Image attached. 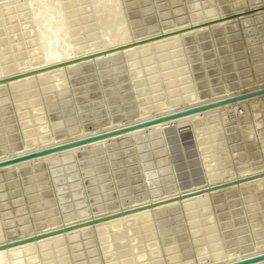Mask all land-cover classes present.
Masks as SVG:
<instances>
[{
    "label": "rangeland",
    "instance_id": "obj_1",
    "mask_svg": "<svg viewBox=\"0 0 264 264\" xmlns=\"http://www.w3.org/2000/svg\"><path fill=\"white\" fill-rule=\"evenodd\" d=\"M2 1L4 4L0 0V22L10 14L14 20L11 23L4 21L5 27L0 26L3 27L2 30L8 28L6 31L12 32L9 38L11 40L4 41L5 35L0 37V40L3 39L0 51L4 52H0V56L3 57L5 53L21 46V53L27 56L22 57L19 65H29L35 54L32 50L37 34L33 33L28 17L40 11V7L25 9L27 0ZM66 1L70 7L65 13L76 15L75 24L80 26L90 15L87 0ZM118 4L121 5L120 9L125 14L124 19L126 26L128 25V42L120 47L89 55L87 60L90 61L74 66L76 69L58 72L59 82L65 81L61 82L63 91L61 89V92L48 94L49 96L44 94L48 90L42 91L39 94L41 97L34 96L29 107L20 111L19 103L25 102V97L21 98L24 101L18 100L17 106L15 94L7 83L27 74L23 71L24 74L18 73L16 65L10 67V64H6V68L10 67V74L0 78V159L4 156L6 159L11 158L12 154L22 153L23 150L24 153L37 152L45 143L42 142L44 138L50 139V142H69L82 134L97 135L124 127L132 121L135 124L156 119L171 112L175 114L264 87V0H119ZM7 8L11 9H8V13L5 12ZM18 13L26 16H18ZM41 20L46 24L53 17H43ZM93 22L91 19L87 30L90 35H81L77 41L68 45L69 48L80 43V51H86L99 45ZM22 25L23 29L16 33ZM13 31L16 33L15 37ZM195 31L197 33H191ZM175 35L177 38L173 42L160 45L164 52L161 51L164 55L175 47L183 66L177 65L178 59L168 60L164 64L154 59L150 61V65L155 68L152 71L154 75H159V72L161 74L164 68H170L171 77L173 75L176 79L180 75L182 80L178 78L179 82L178 79L176 82L169 75L161 81L158 76V84L151 87L144 83L136 91L130 80L131 68H127L126 64L130 48L145 49V55L147 52L150 55L149 50L157 42ZM59 36H56V42L63 39ZM61 45H65L64 42ZM114 50L122 53L104 61H91L92 57L107 55ZM141 58L140 54L133 60L138 63ZM176 65L182 68L181 71L171 73ZM137 66L145 77L147 67L140 63ZM170 78L171 86H167L166 82ZM185 82L187 84H183ZM167 87H170L174 96L170 95ZM197 96L199 101H195ZM227 104L214 107L217 109L210 108L214 110L196 116L197 124L189 122L190 120L174 123L175 125L172 123L168 127L155 132L146 131L131 139L123 137L99 143L94 148L85 147L66 155H55L48 161L43 160L44 164L36 161L37 163L26 164L24 167L27 168L16 169L7 174L0 171V238L3 237L7 242L6 245L0 239V248L9 247V239L14 240L21 236L19 234L38 232L50 227L49 232H53V236L64 233L59 236L61 239L58 238L66 242L65 258L72 257L71 260H75L72 264H107L106 257H110V254L102 251L103 248L105 250V242L102 240L106 239L113 254L110 259L114 257L115 260H126L127 264H213L217 255L225 252L228 257L219 261L227 264L264 253V94ZM143 107H146V112L142 110ZM35 110L37 111L34 112ZM40 121L44 125L37 126V122L38 125L41 124ZM29 132L32 135L25 137ZM197 134L204 137L205 143L202 145H198ZM32 138L38 145H29ZM210 142L214 144L211 146L214 158L210 166H206L201 160V151ZM212 174L215 175V180L210 179L214 176ZM248 196L250 198L247 200ZM198 199H205L206 203L203 217H199L203 221L201 230L208 222L216 229V233L210 238V242L214 243V250L202 251V232L195 239L186 234L187 221L182 205ZM249 203L255 205L256 211L258 209L256 214L253 213L254 210H250L252 216L248 215L246 209ZM172 205H175L174 211L166 209ZM163 208L165 210H159ZM155 210H159L158 213ZM139 211H146L144 214L148 221H145L151 223V227L154 225L155 229H152L155 232L151 236L134 234L127 229L141 222L139 216L134 214ZM230 212L234 213V217L238 214L237 219L231 218L233 216ZM230 219L234 223L229 222ZM109 220L108 224H99ZM91 225L97 227H90ZM85 226L89 227L87 230L84 228L86 231L74 232V229ZM161 227L165 229L162 228L161 231ZM227 230L231 235L227 234ZM256 230H259L256 234L261 235L255 236ZM85 233L88 234L84 235ZM116 234L121 235L120 245L114 242ZM40 235H34L33 237L40 236L34 241L52 236L49 233ZM224 235H229V239ZM225 238L228 240H224ZM25 240H19L20 243L12 242L11 245L30 243L28 239ZM73 245L79 247L83 254L76 251V248L74 250ZM133 247L139 248L140 252L131 253ZM19 260L24 261L22 258Z\"/></svg>",
    "mask_w": 264,
    "mask_h": 264
},
{
    "label": "bare ground",
    "instance_id": "obj_2",
    "mask_svg": "<svg viewBox=\"0 0 264 264\" xmlns=\"http://www.w3.org/2000/svg\"><path fill=\"white\" fill-rule=\"evenodd\" d=\"M4 1H9V0H4ZM75 1V0H74ZM118 1L119 0H87L86 1V4H87V10H88V13H90V15L88 16V17H86L85 19H84V23L83 24H81L80 26H77L75 23H77L76 22V20H75V18L77 17L76 15H74L73 13L71 14L70 12H66L65 13V11H66V9H68L70 6H69V4L67 3V1L66 0H27V2H25V4H24V6H26L25 7V9H27V8H29V7H34V9L35 8H39L40 7V11H38V12H35V13H33V14H31V15H29V20H30V26H32V28H33V33L34 34H37V37L35 38V40H34V42H33V53H35V54H33V58L32 59H30V63H29V65L27 64V65H25V66H21V65H19L20 63H22L21 61V59H22V57H24L25 56V54H22L21 52H22V48H21V46H18L15 50L13 49L12 51H10L9 53H5L4 54V56L3 57H1L0 56V78H2V77H4V76H7L8 74H10V67L13 65H16L19 69H18V73H20V72H24V73H26L27 75H22L21 77H17V78H15V79H13L10 83H7V85H9L8 87H10L11 89H12V91H13V93L15 94V98L17 99L16 101H17V106H18V102L19 101H24V100H22L24 97V99L26 100L25 102H20L19 103V106L18 107H20V111H22L21 109L23 108H26V107H29V105L31 104V99L34 97V96H37V95H41V93H42V91H47L46 93H44V94H49V95H51V93H54L55 94V92H58V91H60L62 88H63V85H62V83L63 82H65V81H63V80H61V82H59V74H57L58 72H60V71H64V70H66V72H67V70H72V69H76L74 66H77V65H81V63L82 64H84V63H86L87 61H90V60H87L88 59V56L90 55V56H93V55H95L96 53H99V52H104V51H108V50H111V49H113V48H116V47H120L121 45H123L124 43H126V42H128V39H129V36H127L128 34L127 33H129V32H127V30H129V29H127V26H126V21H125V14H122L123 12L121 11V9H120V6H119V4H118ZM1 2H3L2 0H1ZM12 2V1H11ZM72 2V1H71ZM69 3H70V1H69ZM74 3V2H73ZM2 4H4V2L2 3ZM84 5V4H83ZM86 6V5H85ZM79 7V6H78ZM9 8H7V10L5 11V12H10L11 11V9H9ZM80 9V8H79ZM79 9H77L78 11H79ZM76 10V11H77ZM82 11H83V9H82ZM85 12V11H84ZM87 12V11H86ZM80 13V12H79ZM29 14V13H28ZM86 14V13H85ZM84 14V15H85ZM12 14H10L5 20L3 19V21L2 22H0V26H4L5 27V23L7 22V23H11L12 22V20H14V19H12L13 17L11 16ZM14 15V14H13ZM20 15H22V13L21 14H19L18 13V16H20ZM81 15V14H80ZM79 15V16H80ZM86 15H88V14H86ZM15 16V15H14ZM17 16V18H19ZM24 16H26V15H22V17H24ZM76 16V17H75ZM43 17H49V19L50 18H52L53 17V22L51 21V22H48V23H46V24H44L43 22H42V20H41V18H43ZM82 17H84V16H82ZM24 19V18H23ZM26 19V18H25ZM91 19L94 21L93 23H94V25H95V35L97 36V40L99 41V45H97V46H95V47H93V48H91V49H89V50H84V51H80V43H78V44H76L75 45V47L74 48H69L70 46H68V45H70L72 42H74V41H77V39L81 36V35H85L84 37H88L90 34H89V31H87L88 30V27H89V25H90V21H91ZM22 20V19H21ZM4 21H5V23H4ZM25 21V20H24ZM27 21H25V22H27ZM22 22V21H21ZM27 22V23H28ZM21 24V23H20ZM22 24H25L24 22L22 23ZM79 25V24H78ZM92 25V24H91ZM26 26V25H25ZM77 26V28H75ZM185 26V25H184ZM7 27V26H6ZM2 28L3 27H0V33L2 34V36H0L1 38L3 37V35H5L4 36V41H6V39H9V38H11V33H9L8 31H6L8 28H6V30H5V28H4V30H2ZM13 28V27H12ZM179 28V27H178ZM14 29H15V27H14ZM19 29L21 30V29H23V25L19 28L18 27V31L16 32V33H18L19 32ZM177 29V28H176ZM17 30V29H16ZM15 30V31H16ZM169 30V29H168ZM172 30V29H171ZM4 31V32H3ZM23 31V30H22ZM93 31V30H92ZM13 33H14V31H13ZM16 33H14V37L16 36ZM191 33H197L196 31L195 32H191ZM190 33V34H191ZM0 34V35H1ZM94 34V33H93ZM189 34V35H190ZM193 34H191V35H193ZM20 35H21V33H20ZM24 35V34H23ZM58 35H60L59 37L62 39V40H60L59 42H60V45H59V42H56L55 41V39H56V36H58ZM88 35V36H87ZM130 35V34H129ZM196 35V34H195ZM93 36V35H92ZM13 37V36H12ZM24 37H25V35H24ZM128 37V38H127ZM177 38V35H175V36H169V37H167L166 39H164L163 41H160V42H157V44L155 45V46H153L152 48H151V50H149V51H151V54L149 55L148 53L149 52H147V54L145 55V52H146V50L145 49H142V48H138V49H136V48H130V50H131V52L130 53H128V60H127V62H126V64H127V68H131V69H129L130 70V80L132 81V83H133V85L135 86V88H136V91L138 90V88L139 87H141L144 83V85H148V86H151L152 87V85L154 86V84H156L157 83V81L160 79H163V77L165 78L166 76L168 77L169 75H170V73H169V70H170V68H164L162 71H161V74H160V72H159V75H154L153 74V69H155L153 66H151L150 65V61L152 60H156L158 63H159V61H162L161 63H163L164 64V62H168V60L170 61L171 59H178V62H179V64H177V65H180L181 63V61L179 60V56H177L176 55V52H175V50H174V48H173V50L171 51L170 50V52H167L166 54H162V46H160L161 44H166L167 42H169L170 41V43L171 42H173L175 39ZM15 39V38H14ZM85 39V38H84ZM87 39V38H86ZM94 39V38H93ZM130 39H131V37H130ZM2 41H3V39H1ZM1 40H0V42H1ZM9 40H11V39H9ZM9 40H7L8 42H10ZM87 41V40H86ZM94 41V40H93ZM7 42V43H8ZM63 42H64V44L65 45H61V44H63ZM95 42V41H94ZM21 43V42H20ZM169 43V44H170ZM2 45V44H1ZM0 45V46H1ZM3 45H4V43H3ZM167 45H168V43H167ZM2 47V46H1ZM165 46H163V48H164ZM171 47V46H170ZM188 47V46H187ZM195 48V47H194ZM22 49V50H21ZM83 49V48H82ZM168 50H169V48H167ZM178 49V48H177ZM0 50H1V48H0ZM162 50V51H161ZM89 51H91V52H89ZM0 52H2V51H0ZM24 52V51H23ZM29 52V51H28ZM89 52V53H88ZM164 52V51H163ZM2 53H4V52H2ZM119 53H122L121 51L120 52H118V51H116V50H114L113 52H110L109 54H107V55H103V56H95V57H92V59H91V61H93V62H97V61H104V60H106V59H109V58H111V57H114V56H116L117 54H118V56H119ZM142 55V58H141V61L140 62H136L135 60H133L134 59V57H136V55ZM172 54H173V56H172ZM177 54H178V52H177ZM180 54V53H179ZM1 55H3V54H1ZM79 55H81V56H79ZM156 55H157V57H156ZM27 56V55H26ZM25 56V57H26ZM85 57H87V58H85ZM153 57H155V58H153ZM179 57V58H178ZM138 58L140 59V57L138 56ZM86 59V60H85ZM18 60H20L19 62H18ZM82 60V61H81ZM83 60H85V61H83ZM184 60V59H183ZM67 61V62H66ZM79 61V62H78ZM110 61V60H109ZM139 61V60H138ZM155 61V62H156ZM176 61V60H175ZM23 62H24V59H23ZM66 62V63H65ZM156 62V63H157ZM109 63V62H108ZM139 63L144 67H147V69H145V70H147V72L145 73L146 75H145V77L144 76H142V74L140 73V70H141V68L139 69V66H137V65H139ZM155 63V64H156ZM173 63V62H172ZM6 64L8 65V64H10L9 66H7V68H6ZM88 64V63H87ZM99 64H101V62L99 63ZM158 65V64H157ZM167 64H165V66H166ZM176 65V71L173 69V72H171V73H176V72H180L181 71V67L180 68H178V66ZM187 65V64H186ZM114 66V65H113ZM160 66V65H159ZM170 66H171V64H170ZM181 66H183L182 64H181ZM9 67V68H8ZM73 67V68H72ZM156 67V66H155ZM164 66L162 65V68H163ZM168 67V66H167ZM172 67V66H171ZM14 68V67H13ZM21 68V69H20ZM173 68V67H172ZM171 68V69H172ZM79 69H81V68H79ZM191 69V68H190ZM158 70V69H157ZM161 70V69H160ZM187 70V69H186ZM142 71V70H141ZM156 71V70H155ZM175 71V72H174ZM22 72V74H24ZM65 72V71H64ZM63 72V73H64ZM158 73V72H157ZM156 73V74H157ZM185 73V72H184ZM183 73V74H184ZM28 74H31V75H28ZM143 75H144V72H143ZM142 76V77H141ZM159 76V79L157 80V77ZM175 76V75H174ZM178 76V75H177ZM170 77H171V75H170ZM179 77H180V75H179ZM179 77H176V79H174V77H173V75H172V77L171 78H173L174 80H176V82H177V79L179 78ZM58 78V79H57ZM171 78H170V81H168V82H166L167 83V86H171L170 85V83H171ZM185 78V77H184ZM69 79V78H68ZM179 79H181V78H179ZM179 79H178V82H179ZM206 79V78H205ZM169 80V79H168ZM182 80V79H181ZM184 80V79H183ZM33 81H35L36 83L35 84H33L32 82ZM162 81V80H161ZM163 81H165V79L163 80ZM170 82V83H169ZM181 83V82H180ZM158 84V83H157ZM173 84H175V83H173ZM177 84V83H176ZM179 84V83H178ZM177 84V85H178ZM182 84V83H181ZM183 84H187L186 82L185 83H183ZM6 85V84H5ZM1 86V85H0ZM68 86V85H67ZM156 86V85H155ZM180 86V85H179ZM181 87V86H180ZM180 87H178L179 89H180ZM184 87V88H183ZM183 89H185V86L183 85ZM148 87H146V89H147ZM150 88V87H149ZM170 88V87H169ZM169 88L167 87V89L169 90ZM178 88H176V89H178ZM181 88V89H182ZM187 88V87H186ZM65 89H66V87H65ZM162 89V88H161ZM175 89V90H176ZM189 89V88H188ZM194 89V88H193ZM149 90V89H148ZM159 90V89H158ZM174 90V91H175ZM62 91H63V89H62ZM153 91V90H152ZM156 91V90H155ZM154 91V92H155ZM187 91H189V90H187ZM61 92V91H60ZM143 92V91H142ZM169 93H170V95L173 93V91H171V90H169L168 91ZM167 92V93H168ZM180 92H182V91H180ZM183 92H184V90H183ZM186 92V91H185ZM197 92V91H196ZM211 92V91H210ZM59 93V92H58ZM160 93V92H159ZM168 93V94H169ZM179 93V92H178ZM190 93V92H189ZM43 94V95H44ZM196 94H198V93H196ZM39 95V96H40ZM48 95V96H49ZM53 95V94H52ZM68 95V94H67ZM165 95V94H164ZM169 95V96H170ZM173 95V94H172ZM179 95V94H178ZM184 95V94H183ZM188 95V94H187ZM169 96H167L168 98H170ZM174 96V95H173ZM41 97V96H40ZM151 97V96H150ZM198 97V96H197ZM19 98V99H18ZM22 98V99H21ZM30 99L29 101H27V99ZM152 98V97H151ZM181 98V97H180ZM185 98V97H184ZM21 99V100H20ZM39 99V98H38ZM58 99V98H57ZM161 99V98H160ZM176 99V98H175ZM190 99V98H189ZM19 100V101H18ZM60 100V99H59ZM153 100V99H152ZM155 100V99H154ZM182 100H184L183 98H182ZM196 100H198L199 101V97H198V99H195V101ZM38 101V100H37ZM158 102H159V100H157ZM195 101H191V103L192 102H195ZM174 102H176V101H174ZM51 103V102H50ZM49 103V104H50ZM150 103H152V102H150ZM170 103V102H169ZM188 103V102H187ZM169 105V104H168ZM228 104H226V106H227ZM231 105V104H230ZM53 106V105H52ZM144 106V105H143ZM224 106V105H223ZM18 107H17V109H18ZM35 107V106H34ZM197 107V106H196ZM160 108V107H159ZM193 108V107H192ZM219 108V107H218ZM16 109V110H17ZM53 109V108H52ZM155 109V108H154ZM191 109V108H190ZM214 109H217V108H214ZM214 109H208V110H205V111H200V112H197V113H192V114H189V115H185V116H182V117H179V118H176V119H171V120H168V121H164V122H160V123H157V124H154V125H150V126H148V127H143V128H137V129H133V130H131V131H129V132H127V133H122V134H119V135H115V136H111V137H107V138H104V139H100V140H96V141H92V142H89V143H86V144H84V145H78V146H75V147H72V148H69V149H65V150H62V151H57V152H54V153H50V154H47V155H43V156H39V157H36V158H31V159H28V160H25V161H20V162H18V163H13L12 165L11 164H9V165H6V166H4V167H0V171H3V172H5L6 174L7 173H9V172H14V171H16V169H20V168H27V167H24L26 164L28 165V163H35L36 161H42V162H40V163H38V164H44L45 163V161L47 160V159H49L50 157L52 158L53 156L55 157V155H61V154H67V153H70V152H75V151H77L78 149H82V148H85V147H93V146H95V145H98L99 143H104V142H106V141H110V140H114V139H120V138H125V137H130L129 139H131V138H133V137H137V136H140L143 132H148V131H157V130H160V129H162V127H165V126H167V125H170V124H176V123H178L179 124V122H185V121H189V122H195L196 124L198 123V122H196V120H195V118H196V116H199L200 114H203V113H210V112H212ZM27 110H28V108H27ZM142 110L144 111V112H146L145 110H147L146 109V107H143L142 108ZM157 110V109H156ZM187 110V109H186ZM18 111V110H17ZM19 111V112H20ZM29 111H30V115H31V109L29 108ZM37 110H35L34 112H36ZM154 111V110H153ZM183 111H185V110H183ZM180 112H182V111H180ZM62 113V112H61ZM177 113H179V112H177ZM172 114H174V113H169V114H165V115H162V116H160V117H164V116H167V115H172ZM204 114V115H205ZM48 115V114H47ZM32 117V116H31ZM158 118V117H157ZM153 119H155V118H153ZM153 119H147V120H144V121H140V122H138V123H135V124H133V121L129 124V125H126V126H124V127H132V126H134V125H137V124H139V123H141V122H145V121H150V120H153ZM207 121V120H206ZM41 122V121H40ZM211 122V121H210ZM174 124V125H175ZM41 125H44V123L42 124V122H41V124L40 125H38V122H37V126H41ZM209 125V124H208ZM198 126V125H197ZM124 127H121V128H124ZM168 127V126H167ZM18 128V127H17ZM196 128V127H195ZM38 129V128H37ZM119 129V128H118ZM200 130H201V128H199ZM204 129V128H203ZM205 129H207V128H205ZM39 130V129H38ZM37 130V131H38ZM114 130V129H113ZM198 130V129H197ZM209 130V129H208ZM212 130H213V128H212ZM219 130V129H218ZM42 131V130H41ZM40 131V132H41ZM103 131V130H102ZM111 131V130H110ZM195 131V130H194ZM204 131V130H203ZM30 132H32V131H30ZM27 133L26 135H25V137H30L31 135H32V133ZM39 132V133H40ZM107 132V131H106ZM210 132V131H209ZM209 132H207V133H209ZM102 133H104V132H102ZM153 133V132H152ZM197 132H195V134H196ZM199 133V132H198ZM202 133V132H201ZM206 133V132H205ZM204 133V134H205ZM37 134V133H36ZM89 134V133H88ZM99 134V133H98ZM97 134V135H98ZM200 134V133H199ZM199 134H197L196 135V140H197V142H198V145H199V143H200V145H202V143H205L204 141V137H202V136H200ZM203 134V135H204ZM215 134V133H214ZM91 135H92V133H91ZM91 135H87V134H82L81 136H75L74 138H72V139H70L71 141H75V140H77V139H82V138H85V137H89V136H91ZM96 135V134H95ZM208 135V134H207ZM211 135V134H210ZM36 136V135H35ZM92 136H94V135H92ZM37 137H38V135H37ZM209 137V136H208ZM211 137H213V135L211 136ZM210 137V138H211ZM44 138V137H43ZM74 139V140H73ZM28 140H30L29 138H28ZM32 140H33V138H32ZM50 139H46V138H44L43 139V141L42 142H45L43 145H41V149L40 150H38V151H42V150H44V149H49V148H52V147H57V146H59V145H63V144H65V143H69V142H71L70 140H69V142L67 141V140H65V141H63V140H58V141H56V142H50L49 141ZM214 140H215V137H214ZM129 141V140H128ZM207 141V140H206ZM29 142V141H28ZM38 142V141H37ZM41 142V141H40ZM47 142V143H46ZM212 142V141H211ZM209 143V145L208 146H205L203 149H202V146H201V149H202V151H201V160L203 161V163H204V165H208V166H210V164L212 163V159L214 158V153H213V147H211L212 145H214V144H212V143ZM216 142V141H215ZM218 142V141H217ZM35 145L36 144V141H31L30 143H29V145ZM216 144V143H215ZM33 145V146H34ZM36 145H38V143L36 144ZM205 144H203V146H204ZM99 146V145H98ZM200 147V146H199ZM94 148V147H93ZM89 149V148H88ZM97 149H100V148H97ZM90 150H92V149H90ZM214 150H216V149H214ZM24 151V150H23ZM22 151V153H21V151L20 152H18V153H15L14 155L12 154V156H11V158H5V156L4 157H1V161H0V163L1 162H3V161H8V160H10V159H14V158H16V157H21L22 155H27V154H29V153H24ZM33 153V152H32ZM90 153V152H89ZM73 154V153H72ZM5 159V160H4ZM43 160H45L44 162H43ZM48 161V160H47ZM220 161V160H219ZM37 163V162H36ZM218 164V162L216 163V165ZM218 167V166H217ZM220 169V168H219ZM226 172V171H225ZM17 173V172H16ZM213 173V172H212ZM215 173V172H214ZM209 174V173H208ZM212 175H214V174H212ZM211 175V176H212ZM217 175V174H216ZM209 176H210V174H209ZM215 178V175L214 176H212V177H210V179L211 180H213ZM215 180V179H214ZM1 186V185H0ZM246 192V191H245ZM255 193H256V191H255ZM244 194V193H243ZM247 194V193H246ZM251 194V193H250ZM229 196V195H228ZM209 197V196H208ZM256 197V196H255ZM250 198V196H248L247 197V200ZM246 199V198H245ZM256 200V199H255ZM248 203V202H247ZM253 203H255V202H253ZM208 204V203H207ZM244 204V203H243ZM204 205H206V203H205V199H203V200H200V199H198V200H191V201H187L186 203H184L183 205H182V211H183V213H184V216L186 217V221H187V231H188V233H186L187 235L189 234V236H190V238H196V236H197V234H200L201 232H202V234L204 235H202V237L204 238L203 239V241H204V244L203 243H200V244H203L202 245V251L203 250H214V243L213 242H210V238L212 237V234L213 233H216L215 231H216V229H215V227H214V225L211 223V224H209V222H208V224H206V226H204V229H202L201 230V228L202 227H200V226H202L201 224V222H203V221H201V219L199 218V217H201L203 214H204V210H206V206H204ZM226 205V204H225ZM245 205V204H244ZM247 206V205H246ZM173 208H175V205H172V206H169V207H167L166 209L167 210H172ZM235 208V207H234ZM208 209V208H207ZM247 210H248V215H251L252 213L250 212V210H254L253 211V213L254 214H256V212L258 211V209H257V211H256V209H255V205L254 204H252V203H249L248 204V206H247V208H246ZM245 209V210H246ZM160 211H162V210H165L164 208L163 209H159ZM159 210H155V213H158V211ZM261 210V209H260ZM172 211H174V209L172 210ZM262 211V210H261ZM143 212V213H142ZM146 211H139V212H136V213H134L135 215H138L139 216V218H140V220H139V224H137V226L135 225V226H133V227H128L127 229H129V230H131V231H133L132 233H134V234H145V235H147V236H151L152 235V232H153V234H154V232H155V228L154 229H152V227H151V223L150 224H148L145 220H147L146 219V217H145V213ZM141 213V214H140ZM160 213V212H159ZM170 213H172L171 211H170ZM251 213V214H250ZM209 214V213H208ZM229 214H231V212L229 213ZM233 215H234V213H232ZM231 214V216H233ZM156 215H158V214H156ZM155 215V216H156ZM238 215V214H237ZM237 215H235V217H236V219H237ZM150 216V215H149ZM206 216V215H205ZM230 216V217H231ZM252 216V215H251ZM256 216V215H255ZM203 217V216H202ZM234 216L233 217H231V218H235ZM264 217V216H263ZM217 218V217H216ZM248 216H247V220H248ZM264 219V218H263ZM114 220V219H113ZM240 220H241V218H240ZM246 220V221H247ZM111 220H109V221H105V222H102V223H99V224H108L109 222H110ZM148 221V220H147ZM230 221H232L233 222V220L232 219H230L229 220V222ZM235 221V220H234ZM205 222V221H204ZM227 222V221H226ZM251 222V221H250ZM234 223V222H233ZM232 223V224H233ZM98 224V223H97ZM97 224H94V225H97ZM98 224V225H99ZM215 224V223H214ZM242 224V223H241ZM150 225V226H149ZM234 225V224H233ZM232 225V226H233ZM10 226V225H9ZM93 225H91L90 227H92ZM101 226V225H100ZM160 226V225H159ZM163 226V225H162ZM235 226V225H234ZM233 226V229L235 228ZM256 226V224L254 225V227ZM257 226H258V224H257ZM12 227V226H11ZM94 227H97V226H93V228ZM87 230L89 227H82V228H79V229H74V232H78L79 230L81 231H84L85 229ZM162 228L163 227H161V231H163L165 228H163V230H162ZM259 228V227H258ZM228 229V228H227ZM261 229V227L259 228V230ZM25 230V229H24ZM32 230V229H31ZM85 230V231H86ZM154 230V231H153ZM230 230V229H229ZM253 230H255V229H253ZM259 230H256V232H254V234H256L257 233V231H259ZM2 231V230H1ZM0 231V232H1ZM8 231V230H7ZM49 231H51V228L49 227V228H47V229H45V230H39L38 232H29V233H27V234H19V235H21V236H19L18 238H16L15 237V239L13 240H11V239H9L10 241V244H9V247L7 246V247H1L0 248V264H72V262H74L75 260H71L72 259V257H69V258H65V255H66V253H65V251H66V249L64 250V244H66V242L64 243L62 240H60L61 238L59 237L60 235L62 236V235H64V233H61V234H59V235H52V233L53 232H49ZM79 231V233H82V231L80 232ZM124 231V230H123ZM126 231V230H125ZM200 231V232H199ZM218 231V230H217ZM228 231V230H227ZM27 232V231H26ZM73 232V230L71 231V233ZM2 233V232H1ZM0 233V234H1ZM24 233V232H23ZM42 233H49V235H52V236H50V237H47V238H45V239H42V240H40V241H34V240H36V239H32L33 238V236L34 235H37V234H42ZM70 233V232H69ZM126 233H127V231H126ZM126 233H125V235H126ZM158 233H160V232H158ZM164 233V232H163ZM224 233V232H223ZM230 234V232L228 231L227 232V234ZM73 234V233H72ZM72 234H67V235H72ZM88 233H85L84 235H87ZM124 234V233H123ZM218 234H219V232H218ZM217 234V236H218V238H220V236ZM226 234V233H225ZM75 235V234H74ZM84 235H82V236H84ZM231 235V234H230ZM259 235H261V233H258V235L256 234L255 236H259ZM10 236V235H9ZM41 236V235H40ZM42 236H44V235H42ZM134 236V235H133ZM180 236H182V235H180ZM184 236V235H183ZM215 236H216V234H215ZM216 236V237H217ZM221 236H222V234H221ZM225 237H227V235H224ZM1 237V236H0ZM14 237V236H13ZM32 237V238H31ZM60 239H59V238ZM71 237V236H70ZM70 237H68V238H70ZM86 237V236H85ZM140 237H142V236H140ZM170 237V236H169ZM177 237V236H176ZM3 238V237H2ZM2 238H0V239H2ZM11 238V237H10ZM89 238V237H88ZM115 238V243L117 244V245H120L122 242L120 241V239H121V235L120 234H116V236H114L113 237V239ZM149 238V237H148ZM189 238V237H188ZM218 238H215V239H218ZM228 239H229V235H228V237H227ZM227 238H225L224 240H226ZM24 240V239H28V241H30V243H26V244H18V245H15L14 244V246H12L11 245V243L13 242H19V240L21 241V240ZM112 239V238H111ZM163 239V238H162ZM169 239V238H168ZM221 239H223V238H221ZM227 239V240H228ZM25 240V241H26ZM143 240V239H142ZM154 240V239H153ZM181 240H183V239H181ZM260 240V239H259ZM3 243H7L6 242V240H4V239H2L1 240ZM0 241V242H1ZM5 241V242H4ZM27 241V242H28ZM31 241H34V242H31ZM102 241H104L105 242V245H104V247H105V250H104V248L102 249V251L103 252H105L106 254L107 253H109L110 254V257H106V258H108L107 260H108V262H107V264H116L115 263V261H117V262H119L118 264H127V262H126V260H115L116 258H112V259H110L111 258V256H113V254H111L112 252H111V247H110V245H107L109 242H108V239H106V240H102ZM124 241V240H123ZM129 241V240H128ZM152 241V240H151ZM170 241V240H169ZM177 241V240H176ZM175 241V242H176ZM194 241H198V240H194ZM202 241V240H201ZM202 241V242H203ZM214 241V240H213ZM216 241V240H215ZM219 241H221V240H219ZM243 241V240H242ZM241 241V242H242ZM8 242V243H9ZM22 242V241H21ZM108 242V243H107ZM112 242H113V240H112ZM230 242V241H229ZM237 242V241H236ZM2 243V244H3ZM20 243V242H19ZM153 243H155V242H153ZM152 243V244H153ZM157 243H158V241H157ZM168 243V242H167ZM199 243V242H198ZM198 243H196L197 245H198ZM217 243V242H216ZM215 243V244H216ZM226 243V242H225ZM257 243V242H256ZM61 244H62V246H61ZM195 244V243H194ZM195 244V245H196ZM234 244V243H233ZM4 245V244H3ZM7 245V244H6ZM5 245V246H6ZM11 245V246H10ZM221 245V244H220ZM226 245V244H225ZM245 245V244H244ZM141 246V245H140ZM160 246V245H159ZM187 246V245H186ZM217 246H218V244H217ZM70 247V246H69ZM78 247V246H77ZM183 247V246H182ZM198 247V246H197ZM199 247H200V245H199ZM215 247H216V245H215ZM66 248V247H65ZM72 248V247H71ZM74 248H76V247H74V245H73V249ZM79 248V247H78ZM78 248H76L77 250L76 251H78L79 249ZM70 250H72V249H70ZM75 250V249H74ZM74 250H73V252H74ZM91 250V249H90ZM89 250V251H90ZM200 250V249H199ZM92 251H93V248H92ZM133 251L135 252H140V249L139 248H137V247H133V248H131V253H133ZM221 251H222V249H221ZM67 252V251H66ZM72 252V253H73ZM79 252H80V250H79ZM78 252V253H79ZM96 252V251H95ZM135 252V253H136ZM184 252V251H183ZM75 253V252H74ZM73 253V254H74ZM81 253V252H80ZM79 253V254H80ZM86 253V252H85ZM89 253V252H88ZM90 253H92V252H90ZM257 253V252H256ZM69 254V253H68ZM81 254H83V253H81ZM95 254V253H94ZM105 254V255H106ZM116 254V253H115ZM151 254V253H150ZM154 254V253H153ZM157 254V253H156ZM225 254H226V252H225ZM225 254H219V255H217V257H216V261L213 263V264H222L221 263V261H219L221 258H227L228 256H226ZM75 255H76V253H75ZM92 255V254H91ZM117 255V254H116ZM222 255H225V256H222ZM86 256V255H85ZM125 256V255H124ZM170 256V255H169ZM67 257V256H66ZM172 257V256H171ZM20 258H22L24 261V263L21 261V260H19ZM73 258H75L76 259V257L74 256ZM93 258V257H92ZM117 258H118V255H117ZM247 258H249V257H247ZM247 258H245V259H247ZM89 259V258H88ZM118 259H120V258H118ZM190 260V259H189ZM81 261V260H80ZM91 261H93V260H91ZM186 261V260H185ZM198 261V260H197ZM82 262V261H81ZM93 263V262H92ZM95 263V262H94ZM198 263V262H197ZM73 264H75V263H73ZM96 264H97V262H96ZM128 264H130V263H128ZM132 264V263H131ZM200 264H202V263H200ZM225 264V263H224ZM254 264H264V261H260V262H257V263H254Z\"/></svg>",
    "mask_w": 264,
    "mask_h": 264
},
{
    "label": "water",
    "instance_id": "obj_3",
    "mask_svg": "<svg viewBox=\"0 0 264 264\" xmlns=\"http://www.w3.org/2000/svg\"><path fill=\"white\" fill-rule=\"evenodd\" d=\"M261 94H264V87L261 88V89H257V90H254V91L243 93L241 95H237L235 97H231V98L223 99L221 101L210 103V104H207V105H200V106H197V107H193L191 109H187L185 111H182V112H179V113H175V114H172V115H167V116H164V117H158V118L153 119L151 121H145V122L139 123L137 125H134L132 127H124V128L114 129V130H111V131L100 133L98 135L89 136V137H85V138H82V139H77L75 141H71L69 143H65L63 145H59L57 147H52V148H49V149H44L42 151H37V152L29 153L27 155H22L21 157H16L14 159H10L8 161L2 162V163H0V166H6V165H9V164L17 163V162L28 160V159H31V158H36V157L47 155V154L54 153V152H57V151H62V150H65V149H69V148H72V147H75V146H78V145H84V144L92 142V141L104 139V138L115 136V135H119V134H122V133H127V132H129V131H131L133 129L148 127L150 125H154V124H157V123H160V122L168 121V120H171V119H176V118H179V117H182V116H185V115H189V114L196 113V112H199V111H203V110H207V109H210V108L218 107V106H221V105H224V104H227V103H231V102H235V101H239V100H242V99L251 98V97H254V96L261 95ZM68 156H70V155H68ZM38 238H40V236L33 237L32 239H38ZM260 261H264V253H260L258 255H254V256L249 257L247 259H243V260H240V261H235V262L227 263V264H254V263H257V262H260Z\"/></svg>",
    "mask_w": 264,
    "mask_h": 264
}]
</instances>
